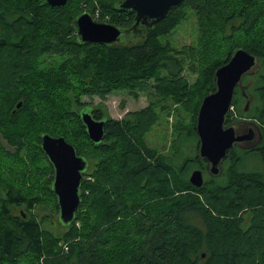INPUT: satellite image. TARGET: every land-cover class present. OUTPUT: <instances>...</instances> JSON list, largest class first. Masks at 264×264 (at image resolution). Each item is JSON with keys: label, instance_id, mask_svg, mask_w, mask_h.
Here are the masks:
<instances>
[{"label": "trees", "instance_id": "16d2710c", "mask_svg": "<svg viewBox=\"0 0 264 264\" xmlns=\"http://www.w3.org/2000/svg\"><path fill=\"white\" fill-rule=\"evenodd\" d=\"M84 1L91 10L79 7ZM120 1L71 0L52 8L45 0H0V136L11 149L0 142V264H264L257 259L264 247V176L239 171L243 155L254 151L230 153L226 182L210 177L195 188L189 181L190 167H203L196 129L202 101L215 92L216 71L240 48L262 66L244 80L254 81L252 105L246 111L237 90L227 123L264 126V0H185L134 45L83 44L74 27L82 13L121 28L133 24L135 14L121 12ZM188 7L200 34L196 46L172 58L161 39ZM188 58L198 73L192 85L182 76ZM120 90L149 93L150 106L115 120L105 105L83 101ZM86 107L95 120L107 119L99 144L82 122ZM158 109L178 124L168 157L146 143ZM44 134L64 137L90 167L75 221L53 224L55 230L34 215L45 197L59 215ZM258 151L264 157V141ZM205 244L208 260L198 255Z\"/></svg>", "mask_w": 264, "mask_h": 264}, {"label": "water", "instance_id": "95a60500", "mask_svg": "<svg viewBox=\"0 0 264 264\" xmlns=\"http://www.w3.org/2000/svg\"><path fill=\"white\" fill-rule=\"evenodd\" d=\"M54 7H64L71 0H45ZM185 0H122L118 9L125 13H134L135 19L130 27L121 28L113 24L99 22L87 12L74 21L78 39L83 44L112 45L119 43L134 45L145 38L147 29H152L163 21L171 8ZM258 57L240 48L233 52L230 61L215 73V92L206 96L197 117V134L199 137V158L206 162L209 177L217 178L223 173V163L229 152L236 146L243 150H252L264 141L260 126L254 122L227 123L233 110L236 91L241 89L247 99L248 110L252 101L249 86L244 85L247 77H253L261 69ZM22 103L17 105L20 108ZM82 122L93 143L104 141L107 119L95 120L92 108L86 107L81 113ZM42 151L54 167L55 178L52 190L57 197L60 224L67 227L76 218L82 205L81 186L89 162L79 156L77 150L64 137L42 136ZM192 186L204 185L202 170H194L189 178Z\"/></svg>", "mask_w": 264, "mask_h": 264}, {"label": "rangeland", "instance_id": "374dc122", "mask_svg": "<svg viewBox=\"0 0 264 264\" xmlns=\"http://www.w3.org/2000/svg\"><path fill=\"white\" fill-rule=\"evenodd\" d=\"M73 7L76 10V5H73ZM79 7L84 10L92 9L90 5L87 6V2L85 1L79 4ZM182 11L183 14H181ZM213 17H215L214 14ZM199 34L200 33L198 29V19L196 16V11L191 7H188L178 11V25L174 28V30L170 34H168V36L163 37L161 39V43L166 46L170 45V47L173 50L171 51L172 53L170 54V57L175 58L176 56L179 57L182 53H184V51H187L186 48L190 49V47L196 46ZM191 59L192 58L187 59L185 64V70L183 71L182 76H184L186 81L192 85L198 79V73L190 68ZM203 61L207 64L208 67V63L204 59H201V65ZM253 82H254L253 80H249L248 83L246 84H250V86H252ZM83 101L94 107L99 105H105L109 112L110 118L115 120H122L123 118L126 117L128 113H133L148 108L150 106V95L149 93L145 92L139 94L138 97H135L134 93H130L126 90H122V91L120 90L117 91L115 94L109 96L105 100H102L99 97H94V98L84 97ZM158 112H159L158 122L154 127H152L150 132L147 134L146 143L148 144L149 147L154 148L158 153L168 157L173 154L172 147H173V141L177 137L176 127L178 126V124L176 118L172 115H169L168 111L161 112L158 109ZM182 115L186 117L184 113ZM261 128H263L264 131V126H261ZM0 142H2L3 146L6 149L11 150L10 146L2 139L1 136H0ZM83 152L84 153L88 152V148L86 145L83 146ZM184 160L185 159L183 158H179L180 166L183 165ZM222 165H223V171H225L224 172L225 175L217 177V179L226 182L228 179V177H226V172L230 166V161L226 160ZM194 166L195 165L190 167L189 170L190 174L195 168ZM89 169L90 167H88V170ZM195 169L198 168L196 167ZM239 171L248 172V173H257L264 176L263 155L261 153L244 154L242 161L239 165ZM206 177L210 179L209 175H207ZM262 211L263 212L261 216L262 215L263 216L261 218V222L264 224V205ZM34 215L36 216V219L38 221L45 219L47 222L49 220V222L46 224V228L48 229L55 230L53 224L57 223L59 225V223H61L60 220H58L59 219L58 212L55 211V203L51 198L45 197L43 199V202L41 199V203L34 209ZM193 224L197 228H201L202 230L206 229L204 223L199 220L193 221ZM62 227L63 226H60V229H58V233L61 231ZM209 251L210 248L208 247L207 244H205L204 248L202 249V251L199 252L198 255L204 252L205 254L203 253L202 257L208 260ZM262 252H263L262 256L260 254L259 257H257V259L258 258L261 260L264 259V247ZM188 253L189 252H187V255ZM179 255H181L180 252Z\"/></svg>", "mask_w": 264, "mask_h": 264}, {"label": "flooded vegetation", "instance_id": "af4514ba", "mask_svg": "<svg viewBox=\"0 0 264 264\" xmlns=\"http://www.w3.org/2000/svg\"><path fill=\"white\" fill-rule=\"evenodd\" d=\"M244 85H248L249 87H250V84H245V82H244ZM237 90H240L241 91V89L240 88H238ZM237 92V91H236ZM252 103H253V97H252V101H251V103H250V106L252 105ZM249 109V108H248ZM246 111H248V110H246ZM239 122H255V123H257L258 124V122L256 121V120H251V119H243L242 121H239ZM259 125V124H258ZM260 126V125H259ZM261 128V127H260ZM262 130V129H261ZM261 145V144H260ZM259 147L260 146H258V147H256V148H254V149H252L254 152H252V153H258V154H260V152L258 151V149H259ZM252 150H243L242 148H240L239 146H236V147H234L233 149H231L230 150V152H229V155H230V153L231 152H235L237 155H240V156H242L240 153H245V152H247V151H252ZM257 152H256V151ZM239 152V153H238ZM251 153V154H252ZM229 155H228V157H229ZM226 160H228V161H230V159L229 158H227ZM225 160V161H226ZM200 162L202 163V165H203V167L201 168V169H199V170H202V172H203V175H204V183H206V181L207 180H209L208 179V177H206L207 175H208V173H207V170H206V162L205 161H202V160H200ZM241 163V162H240ZM240 163H239V165H240ZM232 166V163H231V161H230V166H229V168ZM228 168V169H229ZM224 172L225 171H223V173H222V175H224ZM221 175V176H222Z\"/></svg>", "mask_w": 264, "mask_h": 264}, {"label": "built area", "instance_id": "2783aa9c", "mask_svg": "<svg viewBox=\"0 0 264 264\" xmlns=\"http://www.w3.org/2000/svg\"><path fill=\"white\" fill-rule=\"evenodd\" d=\"M99 17V14H96V18H98Z\"/></svg>", "mask_w": 264, "mask_h": 264}]
</instances>
